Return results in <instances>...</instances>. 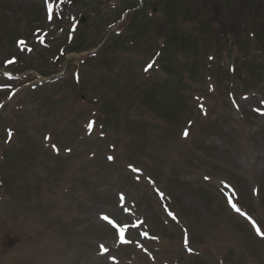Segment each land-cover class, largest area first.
Returning <instances> with one entry per match:
<instances>
[{
	"label": "rangeland",
	"instance_id": "1",
	"mask_svg": "<svg viewBox=\"0 0 264 264\" xmlns=\"http://www.w3.org/2000/svg\"><path fill=\"white\" fill-rule=\"evenodd\" d=\"M167 2L0 0V264H264V25L166 71Z\"/></svg>",
	"mask_w": 264,
	"mask_h": 264
},
{
	"label": "trees",
	"instance_id": "2",
	"mask_svg": "<svg viewBox=\"0 0 264 264\" xmlns=\"http://www.w3.org/2000/svg\"><path fill=\"white\" fill-rule=\"evenodd\" d=\"M150 1L158 2L159 0ZM167 3H169V11L164 9L166 22L161 26V30L165 29V31L160 32L163 43L158 55L161 59H157L159 68H164L166 71L170 69L172 60L177 55L187 56L197 61L200 58L198 55L201 48L203 51L200 59L203 55H210L212 51H214L212 55L214 59L220 58L222 52H233L238 57L243 54V50H241L243 44L239 36L245 31V26L250 24L253 26L257 23L264 25V0H241L240 4H236L234 0H168ZM134 13L135 17L138 12L134 11ZM181 18L192 26V32L184 33L178 27ZM237 20L241 22L240 25L236 24ZM254 29L255 35L252 38L257 44H260L259 55L264 59L263 30ZM217 37H220L222 41L218 42ZM170 53L174 55L172 58ZM235 64L237 67L238 62ZM246 70L247 74H250L247 77H250L253 76V74L251 75L252 71L257 72L258 69L254 64L252 65V62H249ZM193 71L188 72L190 76ZM257 81L262 82L260 79ZM154 95L153 90H150L146 95L144 92L142 94L143 98L147 97L148 99ZM102 129L105 131L103 124Z\"/></svg>",
	"mask_w": 264,
	"mask_h": 264
},
{
	"label": "snow or ice",
	"instance_id": "3",
	"mask_svg": "<svg viewBox=\"0 0 264 264\" xmlns=\"http://www.w3.org/2000/svg\"><path fill=\"white\" fill-rule=\"evenodd\" d=\"M48 6H49V8H51V5H48ZM19 43H20L21 45H23V44H24V41L21 40V41H19ZM89 127H91V125H89ZM185 135H187V133H185ZM109 159H112V157H109ZM121 199H122V200L124 199L123 196H121ZM233 207H235V205H233ZM237 211H239V209H237ZM102 219L108 221L110 224L113 223V221L110 220L108 216H102ZM114 226H115V225H114ZM259 231H260V230L257 229V232H258V233H259ZM120 238H121V240L123 241V239H124V229H123V228H120ZM100 247H101V250H102V251H107V249H105L103 245H101Z\"/></svg>",
	"mask_w": 264,
	"mask_h": 264
},
{
	"label": "water",
	"instance_id": "4",
	"mask_svg": "<svg viewBox=\"0 0 264 264\" xmlns=\"http://www.w3.org/2000/svg\"><path fill=\"white\" fill-rule=\"evenodd\" d=\"M81 22L83 23V19L81 20Z\"/></svg>",
	"mask_w": 264,
	"mask_h": 264
}]
</instances>
